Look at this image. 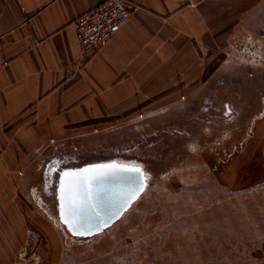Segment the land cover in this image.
<instances>
[{
    "label": "rangeland",
    "instance_id": "374dc122",
    "mask_svg": "<svg viewBox=\"0 0 264 264\" xmlns=\"http://www.w3.org/2000/svg\"><path fill=\"white\" fill-rule=\"evenodd\" d=\"M250 2L192 90L34 149L20 216L0 205V228L24 232L8 237L19 264H264V0ZM115 157L141 164L144 190L100 232L73 234L61 174Z\"/></svg>",
    "mask_w": 264,
    "mask_h": 264
},
{
    "label": "crops",
    "instance_id": "0c3cea01",
    "mask_svg": "<svg viewBox=\"0 0 264 264\" xmlns=\"http://www.w3.org/2000/svg\"><path fill=\"white\" fill-rule=\"evenodd\" d=\"M105 1L0 0V205L9 220L20 216L19 190L28 184L18 174L38 145L192 90L256 6L130 0L136 9L120 30L84 55L75 21ZM14 236L23 230L0 228V264H19Z\"/></svg>",
    "mask_w": 264,
    "mask_h": 264
},
{
    "label": "water",
    "instance_id": "95a60500",
    "mask_svg": "<svg viewBox=\"0 0 264 264\" xmlns=\"http://www.w3.org/2000/svg\"><path fill=\"white\" fill-rule=\"evenodd\" d=\"M109 164H113L112 160L89 163L79 169L89 168L92 165ZM134 167H140L142 169L143 175L140 177L143 181L142 188H140V183L134 173L123 170L110 172L92 182L90 195L84 197L82 206L78 207L74 216L71 217L75 229L70 230L73 226L66 223L73 234L77 231L84 233L75 234L82 237L91 236L100 232L118 219L130 203L139 197L146 183L144 176L145 172L144 168L139 164H136ZM138 188L140 189L139 191L137 190ZM133 193H135V195H133ZM60 209L61 216L63 217L64 208L62 198Z\"/></svg>",
    "mask_w": 264,
    "mask_h": 264
},
{
    "label": "built area",
    "instance_id": "2783aa9c",
    "mask_svg": "<svg viewBox=\"0 0 264 264\" xmlns=\"http://www.w3.org/2000/svg\"><path fill=\"white\" fill-rule=\"evenodd\" d=\"M134 10L130 0H106L75 21L81 52L89 55L108 42Z\"/></svg>",
    "mask_w": 264,
    "mask_h": 264
},
{
    "label": "snow or ice",
    "instance_id": "6c2138e0",
    "mask_svg": "<svg viewBox=\"0 0 264 264\" xmlns=\"http://www.w3.org/2000/svg\"><path fill=\"white\" fill-rule=\"evenodd\" d=\"M117 170L134 173L140 183V188L143 187V181L140 179L143 173L140 167L121 166L115 163L109 165H92L89 168L71 170L61 174V198L64 208V216L62 219H64L65 223L73 226L70 230L75 229L71 217L74 216L76 209L82 206L84 197L90 195L92 182L101 176ZM137 190L139 191L140 189L138 188ZM133 195H135V193H133ZM75 234L84 233L77 231Z\"/></svg>",
    "mask_w": 264,
    "mask_h": 264
},
{
    "label": "bare ground",
    "instance_id": "6f19581e",
    "mask_svg": "<svg viewBox=\"0 0 264 264\" xmlns=\"http://www.w3.org/2000/svg\"><path fill=\"white\" fill-rule=\"evenodd\" d=\"M110 160H112V162L115 163L116 165H121V166L133 165V166H128V167H134V166H136V164L141 165L140 163H138V161H134V160H131V159H126V158H123V157H115V158H112V159H109V160H103V161H110ZM103 161H101V162H103ZM144 176H145V173H144Z\"/></svg>",
    "mask_w": 264,
    "mask_h": 264
},
{
    "label": "flooded vegetation",
    "instance_id": "af4514ba",
    "mask_svg": "<svg viewBox=\"0 0 264 264\" xmlns=\"http://www.w3.org/2000/svg\"><path fill=\"white\" fill-rule=\"evenodd\" d=\"M207 100H208V99H207ZM210 103H211L210 101H206V104H205V105H206L207 107H209V106L211 105Z\"/></svg>",
    "mask_w": 264,
    "mask_h": 264
}]
</instances>
